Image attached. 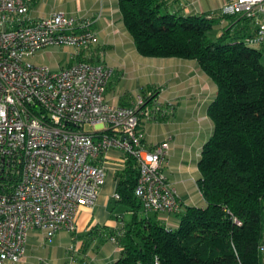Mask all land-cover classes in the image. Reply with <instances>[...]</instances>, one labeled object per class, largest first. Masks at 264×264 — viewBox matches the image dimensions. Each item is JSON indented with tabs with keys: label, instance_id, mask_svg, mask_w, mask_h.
<instances>
[{
	"label": "built area",
	"instance_id": "1",
	"mask_svg": "<svg viewBox=\"0 0 264 264\" xmlns=\"http://www.w3.org/2000/svg\"><path fill=\"white\" fill-rule=\"evenodd\" d=\"M34 0H0V264L22 261L31 231L41 243L75 233L82 207H93L106 172L105 152L136 158L135 192L146 213L179 211L177 191L164 173L169 143H144L143 120L166 116L158 89L118 104L105 94L114 69L78 59L97 40L95 18L52 10L32 18ZM220 14L254 20L246 42L264 48V0H234ZM49 46L74 50L65 66L51 68L33 57ZM95 127L86 132L82 126ZM263 251L264 247H260Z\"/></svg>",
	"mask_w": 264,
	"mask_h": 264
},
{
	"label": "trees",
	"instance_id": "2",
	"mask_svg": "<svg viewBox=\"0 0 264 264\" xmlns=\"http://www.w3.org/2000/svg\"><path fill=\"white\" fill-rule=\"evenodd\" d=\"M118 6L140 55L195 60L217 93L207 108L213 132L198 161L204 206L180 205L174 221L146 213L135 192L138 163L125 153L115 202L130 215L117 217L114 229L89 232L116 249L106 264H264V64L261 50L245 40L253 32L237 27L252 19L180 15L164 0H118Z\"/></svg>",
	"mask_w": 264,
	"mask_h": 264
},
{
	"label": "crops",
	"instance_id": "3",
	"mask_svg": "<svg viewBox=\"0 0 264 264\" xmlns=\"http://www.w3.org/2000/svg\"><path fill=\"white\" fill-rule=\"evenodd\" d=\"M232 1L234 0H164L168 11L180 15H219L221 8ZM52 10L77 17L95 18L97 40L91 50L83 52L84 57L96 59L99 47L104 48V53L108 52L111 46L115 47L111 49L112 53L118 48L125 51L124 54L130 51L129 47L131 48L133 41L123 25L118 0H34L30 6V16L32 18L47 16ZM237 27L241 28L244 34H249L254 32L256 24L253 19H247L241 21ZM41 52L42 50L33 58ZM105 63L113 68V64L106 60ZM119 65L122 66L120 61ZM167 68L158 69L157 77L160 82L150 85L149 88L158 89L160 103L162 106L169 103L171 110L164 117L143 120L141 130L144 143L147 147H151L168 141V157L163 170L177 191L181 208L204 206V198L197 183L198 161L203 144L213 132V122L208 116L207 108L216 96V85L195 60L172 61ZM111 82L112 78L106 90V100L125 105L133 103L134 97L124 92L118 94L111 92ZM124 163L123 151L110 148L105 152L102 164L106 177L96 203L93 207L81 208L77 218V230L75 234L69 233L81 245L80 252H84L86 258L79 257L72 264H106L116 255V249L109 243L105 245L99 242L97 236L91 237V242L84 247L85 239L82 235L89 233L91 229H98V232L114 229L118 224L117 217L120 215L124 218L129 217L130 212L123 205L115 202L118 185L115 175L124 168ZM161 217L175 220L172 215H160ZM30 235L39 237L37 231H31ZM28 247L27 241L25 255ZM24 263L26 261L22 264Z\"/></svg>",
	"mask_w": 264,
	"mask_h": 264
},
{
	"label": "rangeland",
	"instance_id": "4",
	"mask_svg": "<svg viewBox=\"0 0 264 264\" xmlns=\"http://www.w3.org/2000/svg\"><path fill=\"white\" fill-rule=\"evenodd\" d=\"M113 45L115 46V44ZM109 48V51L104 53V48L99 47L96 55L97 57L99 56L100 59H103L104 62L106 60L113 64L115 71L112 77L110 91L116 92L117 94L124 92L128 96L134 98L137 94L147 92L150 85L160 82L159 77H157V73L159 72L158 69L167 68L172 61L192 62V60L176 57L158 58L142 56L136 51L132 42L131 48L129 47L130 51L126 54H124L125 51L119 48L112 53L111 49L115 47L111 46ZM259 49L261 50V61L264 64V48ZM73 50L74 49L69 46H49L43 49L40 55L33 58V61L35 63L46 64L51 68L65 66ZM119 61L122 65L121 67H119ZM82 128L86 132L95 130V127L89 123L83 125ZM71 234L66 231L60 232L56 234L51 241L45 243H41L37 236L30 235L28 238L29 247L25 258L19 262H5L2 264H22L23 261H26L24 264H72L73 262L75 263L79 257L86 258L84 252H80L81 245L72 238L73 235ZM92 235L94 234L86 233L82 235L83 239H85L84 247H86L87 243L91 242ZM262 253L264 255V250Z\"/></svg>",
	"mask_w": 264,
	"mask_h": 264
}]
</instances>
